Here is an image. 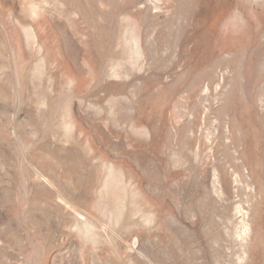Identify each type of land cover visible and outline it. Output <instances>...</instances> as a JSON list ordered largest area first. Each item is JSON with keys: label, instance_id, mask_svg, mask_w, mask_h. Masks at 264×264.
<instances>
[{"label": "rangeland", "instance_id": "obj_1", "mask_svg": "<svg viewBox=\"0 0 264 264\" xmlns=\"http://www.w3.org/2000/svg\"><path fill=\"white\" fill-rule=\"evenodd\" d=\"M0 264H264V0H0Z\"/></svg>", "mask_w": 264, "mask_h": 264}]
</instances>
